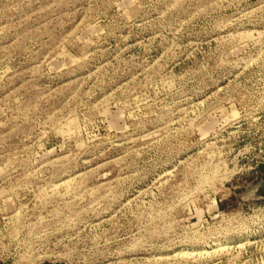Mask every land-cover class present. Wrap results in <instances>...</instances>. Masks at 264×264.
I'll use <instances>...</instances> for the list:
<instances>
[{
	"label": "rangeland",
	"instance_id": "374dc122",
	"mask_svg": "<svg viewBox=\"0 0 264 264\" xmlns=\"http://www.w3.org/2000/svg\"><path fill=\"white\" fill-rule=\"evenodd\" d=\"M264 0H0V264H264Z\"/></svg>",
	"mask_w": 264,
	"mask_h": 264
},
{
	"label": "water",
	"instance_id": "95a60500",
	"mask_svg": "<svg viewBox=\"0 0 264 264\" xmlns=\"http://www.w3.org/2000/svg\"><path fill=\"white\" fill-rule=\"evenodd\" d=\"M245 198L260 199L264 198V180L243 192Z\"/></svg>",
	"mask_w": 264,
	"mask_h": 264
}]
</instances>
